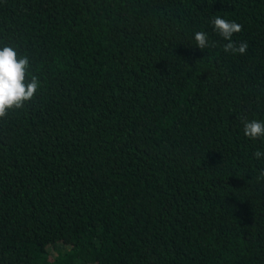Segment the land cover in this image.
<instances>
[{
  "label": "trees",
  "instance_id": "16d2710c",
  "mask_svg": "<svg viewBox=\"0 0 264 264\" xmlns=\"http://www.w3.org/2000/svg\"><path fill=\"white\" fill-rule=\"evenodd\" d=\"M4 46L39 88L0 119V264H264V0H0Z\"/></svg>",
  "mask_w": 264,
  "mask_h": 264
},
{
  "label": "clouds",
  "instance_id": "9594fccd",
  "mask_svg": "<svg viewBox=\"0 0 264 264\" xmlns=\"http://www.w3.org/2000/svg\"><path fill=\"white\" fill-rule=\"evenodd\" d=\"M215 31L224 40L229 41L224 45L225 52L245 54L247 43L237 46L232 42L234 33L242 31V25L230 22L216 16L212 21ZM197 47L204 49L209 47L208 37L204 32L195 34ZM214 47L215 45H211ZM29 59L25 55L19 56L12 47L4 46L0 49V119L7 118L10 111L22 109L26 103L33 100L39 88V81L35 75L29 81ZM245 135L253 140L264 137V122L252 120L244 122ZM259 159L264 153L255 152ZM264 177V173H261Z\"/></svg>",
  "mask_w": 264,
  "mask_h": 264
}]
</instances>
